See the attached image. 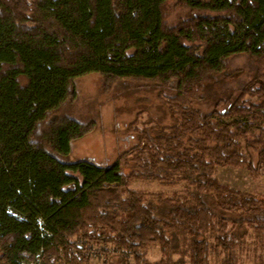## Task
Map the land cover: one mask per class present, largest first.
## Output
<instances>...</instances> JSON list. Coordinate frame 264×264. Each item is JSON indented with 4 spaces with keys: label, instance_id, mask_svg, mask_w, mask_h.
<instances>
[{
    "label": "trees",
    "instance_id": "1",
    "mask_svg": "<svg viewBox=\"0 0 264 264\" xmlns=\"http://www.w3.org/2000/svg\"><path fill=\"white\" fill-rule=\"evenodd\" d=\"M239 55L251 80L204 110ZM58 70L62 96L49 90ZM90 74L105 93L155 87L172 124L136 119L137 143L113 164L68 163L97 126L73 116ZM224 167L264 176V0H0V196L26 222L10 224L0 205V264H264V199L221 183ZM139 181L183 190L130 189Z\"/></svg>",
    "mask_w": 264,
    "mask_h": 264
},
{
    "label": "rangeland",
    "instance_id": "2",
    "mask_svg": "<svg viewBox=\"0 0 264 264\" xmlns=\"http://www.w3.org/2000/svg\"><path fill=\"white\" fill-rule=\"evenodd\" d=\"M173 5V3L171 4ZM170 5V6H171ZM169 18L177 22L178 18L185 15L182 10L173 9ZM228 72L233 74L231 80L222 92L212 93L210 100L203 109L210 111L219 98H235L238 90L248 81L254 72V64L244 55L236 56L230 64ZM65 74L56 71L50 84V92L55 96H62L65 86ZM76 87L78 99L73 111V116L81 120L92 116L96 122V129L86 137L75 141L72 152L66 159L68 163H74L85 159H94L99 162L113 164L119 154L130 149L137 143V139L128 131L131 122L137 119L139 128L144 126L172 124V118L167 109L157 99V90L151 85L144 86L135 82H120L110 91L103 90V79L98 74H90L77 79ZM221 183L236 190L250 192L264 199V176L251 178L247 170L224 167L219 168L216 174ZM7 179L4 180V185ZM130 189L144 192L162 193L165 197L172 196L175 192H181L182 186H166L153 182H136ZM0 205L7 209V221L16 227L25 226L26 222L21 216L9 209L5 203L4 196H0ZM161 254L158 249L150 252V261L160 260ZM178 255L173 256L176 261ZM239 264H255L252 258L246 254L239 257ZM104 258L97 257L87 264H102ZM110 264H134L133 259L121 255H113L109 258ZM210 264H222L218 258H213Z\"/></svg>",
    "mask_w": 264,
    "mask_h": 264
}]
</instances>
